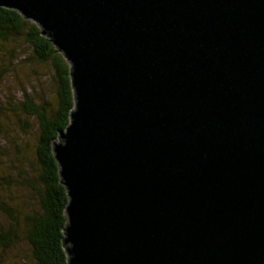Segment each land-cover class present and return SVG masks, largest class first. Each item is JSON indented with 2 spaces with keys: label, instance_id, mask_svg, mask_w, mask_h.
<instances>
[{
  "label": "water",
  "instance_id": "obj_1",
  "mask_svg": "<svg viewBox=\"0 0 264 264\" xmlns=\"http://www.w3.org/2000/svg\"><path fill=\"white\" fill-rule=\"evenodd\" d=\"M0 7L70 64L67 264H264V0Z\"/></svg>",
  "mask_w": 264,
  "mask_h": 264
},
{
  "label": "trees",
  "instance_id": "obj_2",
  "mask_svg": "<svg viewBox=\"0 0 264 264\" xmlns=\"http://www.w3.org/2000/svg\"><path fill=\"white\" fill-rule=\"evenodd\" d=\"M18 40L24 44L23 49L22 45L17 48L21 58L39 64H51L53 72L50 78L55 86V102L50 106L46 102L36 104L23 91L22 99L17 104H9L11 112L21 111L35 118L39 128L35 150L37 176L36 181L29 184L35 193L38 210L18 217L13 215L5 202H0V209L7 213L12 221L10 224L14 223L0 229V247H10L19 240L16 230H20L23 239L29 244V258L26 256L29 264H67L68 256L62 245V229L66 224L64 209L68 204V196L65 187L59 183L52 142L58 140L59 132L66 129L75 105L70 64L50 39L41 34V28L35 22L24 18L14 9L0 7V46L19 43ZM17 57L11 54L10 62ZM5 108L0 107V112ZM15 224H18V229Z\"/></svg>",
  "mask_w": 264,
  "mask_h": 264
},
{
  "label": "rangeland",
  "instance_id": "obj_3",
  "mask_svg": "<svg viewBox=\"0 0 264 264\" xmlns=\"http://www.w3.org/2000/svg\"><path fill=\"white\" fill-rule=\"evenodd\" d=\"M0 46V202L11 208L14 216L32 214L38 210L35 193L29 184L36 181L35 150L39 136L36 119L21 111L11 112L9 104H17L22 92H26L36 104L55 102V86L50 75V63L39 64L19 56L18 47L23 42ZM16 48V50H15ZM13 49V50H11ZM19 53V54H18ZM13 54L17 59L10 62ZM3 69H5L3 71ZM12 221L0 209V229ZM18 229V224H15ZM19 240L10 247H0V264H29V244L20 230ZM29 258V257H28Z\"/></svg>",
  "mask_w": 264,
  "mask_h": 264
}]
</instances>
